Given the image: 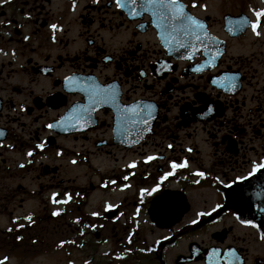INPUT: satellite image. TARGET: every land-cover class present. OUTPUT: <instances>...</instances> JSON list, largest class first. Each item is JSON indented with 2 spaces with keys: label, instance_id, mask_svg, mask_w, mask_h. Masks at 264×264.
Segmentation results:
<instances>
[{
  "label": "flooded vegetation",
  "instance_id": "flooded-vegetation-1",
  "mask_svg": "<svg viewBox=\"0 0 264 264\" xmlns=\"http://www.w3.org/2000/svg\"><path fill=\"white\" fill-rule=\"evenodd\" d=\"M178 2L0 0V208L83 264H264V0Z\"/></svg>",
  "mask_w": 264,
  "mask_h": 264
},
{
  "label": "rangeland",
  "instance_id": "rangeland-1",
  "mask_svg": "<svg viewBox=\"0 0 264 264\" xmlns=\"http://www.w3.org/2000/svg\"><path fill=\"white\" fill-rule=\"evenodd\" d=\"M11 209H15L10 207ZM16 215L24 213V210L15 209ZM4 211L6 209L0 208V229H7L12 224L9 222L8 217H6ZM4 214H3V213ZM50 228L54 225L49 224ZM52 232V230H50ZM53 230L52 235L48 237V242L51 250L45 254L24 257L19 255V248L14 249L12 246L7 248L8 251L0 252V264H83V254L82 249L73 245L70 240L67 239L64 230ZM56 234V235H55ZM22 251V249H21Z\"/></svg>",
  "mask_w": 264,
  "mask_h": 264
},
{
  "label": "trees",
  "instance_id": "trees-1",
  "mask_svg": "<svg viewBox=\"0 0 264 264\" xmlns=\"http://www.w3.org/2000/svg\"><path fill=\"white\" fill-rule=\"evenodd\" d=\"M12 230H15L16 241L19 239V245L23 246L21 254L30 256L28 254H41L49 250L50 245L46 236L47 232L42 225H31L27 227L16 226L14 229L6 232H0V249L4 248L10 241L14 239ZM12 244V243H11Z\"/></svg>",
  "mask_w": 264,
  "mask_h": 264
},
{
  "label": "snow or ice",
  "instance_id": "snow-or-ice-1",
  "mask_svg": "<svg viewBox=\"0 0 264 264\" xmlns=\"http://www.w3.org/2000/svg\"><path fill=\"white\" fill-rule=\"evenodd\" d=\"M116 3L119 7H126V6L129 7L130 10H132L133 15L138 14L137 12L134 11V6L137 5V0H116ZM145 3L151 4L153 6H159L160 8H163V9H170L173 20L184 18L183 6L179 4L178 0H145ZM143 6L144 5L142 4L141 7ZM257 16H264V13L258 12ZM187 19L190 21L192 25H195L197 27H203V25H201L198 20L191 18V17H187ZM51 27L55 29L57 26L52 25ZM253 27L254 28L258 27V24L253 25ZM257 34L259 35L258 32ZM49 127H52V125H49ZM39 147H43V145H39ZM29 155H31V153H29ZM149 159H151V157ZM184 166H186V162L185 164H182V165H177L175 163L173 164L174 168L184 167ZM261 169H264V162L254 163L253 171L252 173H249V175H253L256 172H259ZM198 175L203 176L204 173L200 172L198 173ZM239 179H244V177H241ZM29 219H31V217H29ZM246 223H252V222L246 221Z\"/></svg>",
  "mask_w": 264,
  "mask_h": 264
}]
</instances>
